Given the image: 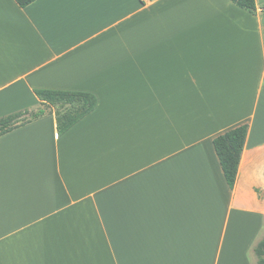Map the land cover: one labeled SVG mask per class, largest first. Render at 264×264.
I'll use <instances>...</instances> for the list:
<instances>
[{
	"label": "crops",
	"instance_id": "1",
	"mask_svg": "<svg viewBox=\"0 0 264 264\" xmlns=\"http://www.w3.org/2000/svg\"><path fill=\"white\" fill-rule=\"evenodd\" d=\"M0 0V264H255L264 233V0ZM43 107V106H42ZM52 110V111H50ZM249 133L230 188L214 139Z\"/></svg>",
	"mask_w": 264,
	"mask_h": 264
},
{
	"label": "trees",
	"instance_id": "2",
	"mask_svg": "<svg viewBox=\"0 0 264 264\" xmlns=\"http://www.w3.org/2000/svg\"><path fill=\"white\" fill-rule=\"evenodd\" d=\"M20 7H26L36 0H15ZM237 6L252 14H258L256 0H231ZM36 94L42 106L35 109H25L0 117V136L12 129L38 119L47 114L46 107L55 109L57 129L61 135L75 123L91 113L98 102L97 97L90 92L37 89ZM52 111V110H50ZM249 133V125L235 127L214 139V146L230 188H234L239 170L241 156ZM258 258L256 264H264V238L254 246Z\"/></svg>",
	"mask_w": 264,
	"mask_h": 264
},
{
	"label": "rangeland",
	"instance_id": "3",
	"mask_svg": "<svg viewBox=\"0 0 264 264\" xmlns=\"http://www.w3.org/2000/svg\"><path fill=\"white\" fill-rule=\"evenodd\" d=\"M264 238V233H263V235L261 236V240ZM260 241V240H259ZM258 241V242H259ZM257 242V243H258ZM252 258H253V260H254V262H255V264L257 263V260H258V258H257V256H256V254H255V251H254V248H253V251H252Z\"/></svg>",
	"mask_w": 264,
	"mask_h": 264
}]
</instances>
